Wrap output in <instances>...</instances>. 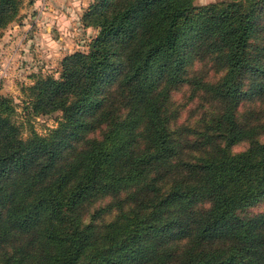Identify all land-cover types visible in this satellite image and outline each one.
Returning <instances> with one entry per match:
<instances>
[{"label":"trees","instance_id":"trees-1","mask_svg":"<svg viewBox=\"0 0 264 264\" xmlns=\"http://www.w3.org/2000/svg\"><path fill=\"white\" fill-rule=\"evenodd\" d=\"M195 1L92 0L88 51L25 88L45 135L0 96V264H264V0Z\"/></svg>","mask_w":264,"mask_h":264},{"label":"rangeland","instance_id":"rangeland-1","mask_svg":"<svg viewBox=\"0 0 264 264\" xmlns=\"http://www.w3.org/2000/svg\"><path fill=\"white\" fill-rule=\"evenodd\" d=\"M48 1L51 0H24L16 20L0 31V96L12 98L16 107L14 119L20 125L23 138L28 137L31 127L40 134H47L57 126L62 116L58 110L43 114L29 112L25 102L29 91L25 88L43 76L59 77L63 59L76 51H88L90 42L98 34V29L86 27L81 20L92 0H69L76 2H67L70 10L75 8V12H69V18L67 13H63L67 12L63 9L66 0L47 4ZM215 1L220 0H196L195 4L201 6ZM46 7L51 9L46 10ZM38 11L40 16L36 17ZM197 69L206 72V78L211 80L222 74L202 63L197 65ZM201 97V92L193 94L190 85L173 91L172 103L179 109L176 126L194 125L200 114L198 104L205 103ZM242 147L244 145H238L235 150ZM261 211H264V201L249 207L246 212Z\"/></svg>","mask_w":264,"mask_h":264},{"label":"crops","instance_id":"crops-1","mask_svg":"<svg viewBox=\"0 0 264 264\" xmlns=\"http://www.w3.org/2000/svg\"><path fill=\"white\" fill-rule=\"evenodd\" d=\"M53 1H55V0H51L50 2L48 1L47 4L52 3ZM67 2H69L70 4H76V2H75V3H72L71 1L66 0V6H65L63 9L67 10V12H63V11H61V12H63V13H67L66 16H67V18H69V12H71V11H74V12H75V8L73 7V8L70 10V8H69ZM47 4H46V5H47ZM80 6H81V5H80ZM80 6H79V9L81 8ZM47 9H51V7H50V8L46 7V10H47ZM48 11H49V10H48ZM48 11H46V14H47V13L49 14ZM43 13H45V11H43ZM75 14H76V13H75ZM38 15L40 16L39 11H38L36 17H37ZM47 20H51V18H50V17H47Z\"/></svg>","mask_w":264,"mask_h":264}]
</instances>
